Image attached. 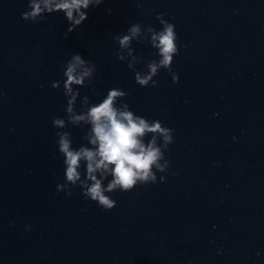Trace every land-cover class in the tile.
Returning <instances> with one entry per match:
<instances>
[{
    "label": "clouds",
    "instance_id": "9594fccd",
    "mask_svg": "<svg viewBox=\"0 0 264 264\" xmlns=\"http://www.w3.org/2000/svg\"><path fill=\"white\" fill-rule=\"evenodd\" d=\"M104 2L28 0V10L21 13V19L39 23L50 14L62 12L68 24L64 33L67 37L88 19L91 8L99 7ZM107 11L111 14V9ZM156 19L161 25L159 30L135 22L126 34L113 37L118 42L115 53L117 59L126 63L127 68L134 73L135 82L141 87H158V81L154 78L161 69L171 73L173 83L179 81L178 74L172 71L174 57L180 51L176 26L164 18V13L157 14ZM147 34H150V39ZM134 40L140 43L147 41L159 57L147 62L143 71L136 67L144 63V58L133 54ZM61 71L66 115L52 118V126L58 130L55 132L58 151L65 166L64 182L57 184V192L64 191L71 196L73 189L79 187L85 199L96 202L104 210H111L117 201L109 194L116 191L130 192L137 185L155 184L158 182L157 173H165L169 169L170 162L165 158V153L169 145L174 143V130L160 120L150 121L137 115L125 102L128 93L118 87L109 89L98 103H93L88 95L81 98L80 89L93 88L97 72L95 63L81 54L73 53L61 66ZM51 87L59 89L61 81H54ZM92 95H98L94 88ZM81 125L88 126L84 138L90 146L74 147L71 132L65 129L79 128ZM108 177L111 179L105 186L104 180ZM159 182H166V177L160 175Z\"/></svg>",
    "mask_w": 264,
    "mask_h": 264
}]
</instances>
